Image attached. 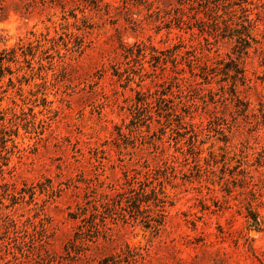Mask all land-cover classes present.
I'll use <instances>...</instances> for the list:
<instances>
[{"label": "rangeland", "instance_id": "374dc122", "mask_svg": "<svg viewBox=\"0 0 264 264\" xmlns=\"http://www.w3.org/2000/svg\"><path fill=\"white\" fill-rule=\"evenodd\" d=\"M0 264H264V0H0Z\"/></svg>", "mask_w": 264, "mask_h": 264}]
</instances>
